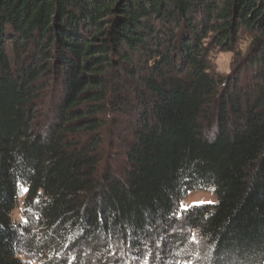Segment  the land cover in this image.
I'll return each instance as SVG.
<instances>
[{
    "label": "trees",
    "instance_id": "1",
    "mask_svg": "<svg viewBox=\"0 0 264 264\" xmlns=\"http://www.w3.org/2000/svg\"><path fill=\"white\" fill-rule=\"evenodd\" d=\"M30 257L264 264V0H0V264Z\"/></svg>",
    "mask_w": 264,
    "mask_h": 264
},
{
    "label": "rangeland",
    "instance_id": "2",
    "mask_svg": "<svg viewBox=\"0 0 264 264\" xmlns=\"http://www.w3.org/2000/svg\"><path fill=\"white\" fill-rule=\"evenodd\" d=\"M251 43V39L249 36H243V39L241 41V48L239 46V49L236 50L235 52H224V51H220V50H215L212 54H211V58H212V63L213 66L215 68V71L218 75H229V76H236L239 75L241 73V71H235L236 70V66L238 64V52L240 50H242L243 53H246L249 46ZM235 71V72H234ZM24 195L25 193H22V195L20 196V200H19V204H18V208L13 212V218L15 220H19L21 222H24V216H23V211H24V206H23V199H24ZM202 202V205L205 204H216L217 203V197L215 195V193L212 190L209 191H199V192H190L185 198L184 200L181 202V210H183V206H187L189 208H191L192 204L194 202ZM211 202V203H207V202ZM158 227V225H156L154 227V231L156 230V228ZM173 228L174 225H173ZM198 246V245H196ZM88 247V246H86ZM199 247L202 249H204V244L203 242L200 240L199 238ZM88 251H91V249H89V247L87 248ZM194 250V249H193ZM192 250V251H193ZM203 251V250H202ZM194 252L196 253L197 251L194 250ZM91 255V256H90ZM43 256V255H42ZM88 258H90V261H95L98 256L95 255L94 253H89L88 254ZM27 264H43L44 260L41 258L40 260H36L35 258H31L28 260H26L25 258H23ZM201 259V258H200ZM101 260V257H100ZM221 263L225 264H244V259L242 260V258H239L237 260H234V262H229L228 259H220ZM97 261V260H96Z\"/></svg>",
    "mask_w": 264,
    "mask_h": 264
},
{
    "label": "snow or ice",
    "instance_id": "3",
    "mask_svg": "<svg viewBox=\"0 0 264 264\" xmlns=\"http://www.w3.org/2000/svg\"><path fill=\"white\" fill-rule=\"evenodd\" d=\"M207 203H211L210 201ZM202 207V202H194L191 206V208L187 207V206H183V212L185 213V215H189L194 209Z\"/></svg>",
    "mask_w": 264,
    "mask_h": 264
}]
</instances>
